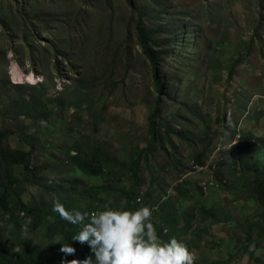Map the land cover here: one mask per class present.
I'll return each mask as SVG.
<instances>
[{
    "label": "rangeland",
    "instance_id": "rangeland-1",
    "mask_svg": "<svg viewBox=\"0 0 264 264\" xmlns=\"http://www.w3.org/2000/svg\"><path fill=\"white\" fill-rule=\"evenodd\" d=\"M112 1L109 20L102 6L94 10L87 0H56L52 12L70 8L75 37L97 32L101 19L105 20V42L95 49L93 40L75 55L69 43L60 39L67 35L62 28L57 37L44 32L34 53L35 65L28 45L22 38L11 42L0 24V122L10 131L9 147L32 153L30 171L23 170V163L9 171L0 166V196L20 185L27 203L58 199L73 211L89 209V213L92 207L100 211L112 203L116 209L123 206V195L105 191V186L114 179L121 187L131 183L127 167L122 166L131 164L149 144V116L158 92L135 23L126 42L131 15L126 1ZM163 1L162 7L154 6L156 12L166 7L164 14L156 18L153 13L148 22L154 31L153 49L157 53L166 44L167 51L160 68L165 85L158 119L161 128L153 153L142 165L146 184L136 193L143 197L146 188H153L157 205L152 215L161 226L160 214L165 211L194 212L191 234L182 236L198 244L192 249L194 264H264V208L246 186L242 159L231 153V147L239 145L249 163L264 161V0ZM29 2L37 9L38 0ZM41 12L50 10L44 6ZM49 24L59 23L50 17ZM63 49L71 63L62 61L58 71L54 52ZM20 97L43 98L50 117L38 121L20 115L17 119L12 101ZM105 148L122 164L105 171L101 163ZM202 148L204 163L198 169L194 156ZM70 154L98 158L103 173L85 172L70 160ZM7 175L15 181L10 183ZM178 188L186 192L179 194ZM202 207L212 212L207 219L199 218ZM21 214L18 207L0 214L8 244L19 238V231L15 233L8 221ZM24 226L28 229L27 220ZM28 237L41 248L55 242L47 251L53 264L64 257L63 234L51 238L44 226L29 231Z\"/></svg>",
    "mask_w": 264,
    "mask_h": 264
},
{
    "label": "trees",
    "instance_id": "trees-1",
    "mask_svg": "<svg viewBox=\"0 0 264 264\" xmlns=\"http://www.w3.org/2000/svg\"><path fill=\"white\" fill-rule=\"evenodd\" d=\"M56 0H38L37 9H32L29 0H0V24L4 27L2 30L3 34L7 36V38L11 42H15L17 39L22 38L24 44H27L29 47V51L31 54L32 64L35 65L36 60L34 59V53L36 52L37 46L41 45L40 41L42 40V34L47 32L48 35H52L53 37H57L61 35L62 30L67 33L66 36H63L60 39H64V41L68 42L69 48H73L75 50V55L79 53L80 50L86 49L90 46V43L94 40L96 42V48H98L100 42H105L106 32L103 35L102 25L105 23V20H102L100 24L99 30L97 32L90 31V33L84 35L81 39L75 37L71 34V13H69V9L64 11H55L54 2ZM70 1V0H68ZM126 4L129 7L131 12L128 29L129 33L127 36V43L129 44L131 40V25L135 23L136 32L138 39L142 45V48L147 55V57L151 60L152 63V72L153 78L155 81V87L158 92V97L156 98V104L153 107L152 113L149 116V127L151 137L149 139V144L145 146L142 151L138 154V156L132 160L131 164L124 165L126 168V173L131 178V183L125 184L123 187L119 186L117 179H114L112 183L105 186V191H113L118 192L121 197H124V204L121 208L124 209H137L142 206H150L153 210V207L157 205L155 198H153V188L148 187L143 192V197L138 195L136 192L139 188L146 184V175L144 174L145 169L142 167L143 162L146 163L148 160V156L153 153V149L158 142V130L161 128V125L158 124V119L161 116V104H162V93L164 91L165 85L161 82L163 76L161 73V61L162 56H165L167 51L164 49L166 44H162L161 50L156 53L151 45V38L154 34L149 28V17L151 14H155L156 18L160 17L164 14V10L160 12H156L157 6L162 7L161 3H165L163 0H125ZM154 3V4H153ZM87 4L93 7L94 10H99L102 6L106 14L110 15L109 20H112L113 14V1L112 0H87ZM46 6L50 12L45 13L41 12L42 8ZM80 9L83 7L81 4ZM36 11V12H35ZM52 17L54 22H58L59 24L56 26H52L49 24V18ZM154 19V18H153ZM112 22V21H111ZM151 23V22H150ZM162 22H160V25ZM29 25V26H28ZM159 31V28H158ZM160 33V31H159ZM93 34H95L93 36ZM99 35V36H98ZM52 42V39L49 40ZM109 42H111L109 38ZM125 52L130 53L128 47H126ZM77 53V54H76ZM55 68L60 71L62 61L67 64L71 63L70 57L66 50H55L54 52ZM61 57V58H60ZM41 101V102H40ZM28 100L25 97H20L13 99L12 105L15 104L14 110H16V118L21 116L32 117L38 121L40 119H48L50 117L51 110L46 104L43 102L44 99L41 100ZM10 136V131L1 125L0 122V166H2L5 170H10L12 165H16L18 163H23L24 171L29 170V160L30 155L32 154L30 151L26 152L22 149L11 148L7 144V138ZM23 139H28L27 135L20 136ZM248 147L247 145L245 148ZM231 153L233 156H237L239 160L242 159V171L247 174V188L251 189L252 195H256L258 201L264 208V161L261 163L259 160L254 161L252 163L248 162L247 156H244V151L239 145H234L231 147ZM244 156V157H243ZM69 158L72 162L77 164L82 170L89 174L99 175L103 173V164L105 163V171L109 167L119 166L122 164L121 161H117L115 156L109 153V150L105 148V161L101 160V163H97L98 158L96 157H84L80 158L76 154H70ZM246 159V160H245ZM194 162L196 165H203L204 163V148H202L198 153L194 156ZM125 168V167H124ZM115 174H117L116 170H112ZM33 172V171H32ZM11 176V175H10ZM219 178L222 177L221 174H217ZM7 178L10 179V183H13L15 180L10 178L7 175ZM117 178V176H116ZM179 194L186 192L183 188H178ZM139 199V200H138ZM143 200L144 204H141ZM116 203L110 204L111 208H116L114 205ZM174 204L173 206H175ZM20 208L24 214L23 216L13 215L9 219L10 227L15 230V233L19 231V238H14L15 241H12L11 244H8L4 235L6 230L4 228H0V264H53L52 258L48 255L47 251L52 250L54 248L55 242H51L48 247H42L38 244H32V240L28 237L25 239L22 234V229L24 227V220H27L29 231L40 230L41 227L45 226V230L47 235L51 238L58 234H63L62 244L71 245L76 249L73 254H65L64 257L57 264H64V261H70L72 259L84 260L88 256H92L93 260H95L94 253L91 252L90 247L86 248L84 251L81 250V243L78 241L72 240L73 236L76 235L79 230V225H73L69 223L67 220H64L60 217L59 213L53 211V203L47 200L41 201H31L29 203L24 202L21 197V188L20 185L17 188H12L11 191L4 193L0 196V214L10 213L15 208ZM69 211H73L70 205L65 206ZM96 207H92L91 209L95 211ZM107 208V207H106ZM106 208H102L103 210ZM89 209H83L81 212H87ZM264 211V210H263ZM211 211L207 208L202 207L200 210V219H207L208 216L211 215ZM264 217V212L262 214ZM48 218H51L52 221L46 222ZM194 212L186 210H179L176 208L175 210H168L160 214V219H162L163 226L160 223H157L152 215V223L154 224L158 236L165 242L170 241L173 237L177 240L185 243L190 250L196 248L198 244L192 241H186L182 239V236L191 234L193 223L195 220ZM183 222V223H182ZM253 225L258 226L259 222H255ZM14 226V227H13ZM27 229V232H29ZM164 229L166 231H164ZM14 233V234H15ZM260 236V234H259ZM251 239V233L248 231L247 240ZM18 246L21 251L19 253L13 252L12 249ZM85 252H88L87 254ZM44 254V262L42 263L41 256Z\"/></svg>",
    "mask_w": 264,
    "mask_h": 264
},
{
    "label": "clouds",
    "instance_id": "clouds-1",
    "mask_svg": "<svg viewBox=\"0 0 264 264\" xmlns=\"http://www.w3.org/2000/svg\"><path fill=\"white\" fill-rule=\"evenodd\" d=\"M53 211L69 223L80 226L72 240L81 243L82 251L89 246L95 256V260L90 255L82 261L72 259L64 264H194V250L175 237L165 242L158 236L150 206L82 213L67 210L57 199L53 202ZM22 234L28 238L26 226ZM12 251L19 253L21 249L15 246ZM75 251L71 245L63 244L61 248L65 254Z\"/></svg>",
    "mask_w": 264,
    "mask_h": 264
},
{
    "label": "built area",
    "instance_id": "built-area-1",
    "mask_svg": "<svg viewBox=\"0 0 264 264\" xmlns=\"http://www.w3.org/2000/svg\"><path fill=\"white\" fill-rule=\"evenodd\" d=\"M198 169H202L203 165H195ZM139 200V199H138Z\"/></svg>",
    "mask_w": 264,
    "mask_h": 264
},
{
    "label": "bare ground",
    "instance_id": "bare-ground-1",
    "mask_svg": "<svg viewBox=\"0 0 264 264\" xmlns=\"http://www.w3.org/2000/svg\"><path fill=\"white\" fill-rule=\"evenodd\" d=\"M26 77V76H25ZM18 79V78H17Z\"/></svg>",
    "mask_w": 264,
    "mask_h": 264
}]
</instances>
